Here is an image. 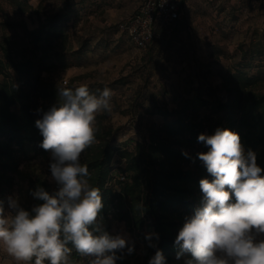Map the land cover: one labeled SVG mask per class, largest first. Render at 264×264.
Wrapping results in <instances>:
<instances>
[{"label": "trees", "instance_id": "1", "mask_svg": "<svg viewBox=\"0 0 264 264\" xmlns=\"http://www.w3.org/2000/svg\"><path fill=\"white\" fill-rule=\"evenodd\" d=\"M42 1L37 0L33 6L30 0H0L18 13L33 11L38 19L37 26L27 32L33 57L19 55L14 48L15 42L8 36H0L2 201L21 163L47 153L40 147L43 137L36 121L53 106L60 105L58 89L62 87L47 88L40 72L72 66L68 55L80 50V47L73 49L63 27L58 25L67 21L69 5L42 13ZM184 2L174 23L155 27L147 49L155 47L153 43L161 33L172 31L179 24ZM255 56L256 52L248 55L245 50L241 51L239 61L220 73L221 95L210 86L204 88L198 84L192 92L176 94L172 107L153 100L149 112L160 119L151 121L146 126V135L132 146L131 140L116 145L117 128L102 120L107 113L96 116V142L82 153L80 162L88 167L86 179L90 185L100 189L103 208L98 224L102 230L112 236L111 221L122 222L133 235L130 247L142 245V257L133 264H149L157 250L162 251L166 264H185L192 258L190 253L181 252L175 238L186 218L202 207L199 181L213 179L197 155L209 150L205 143L198 142L200 134L210 136L218 128L238 133L245 154L248 150L255 152L257 164L264 170V63ZM65 88L76 87L69 84ZM87 88L96 95L100 90V87ZM47 97L51 100L45 102ZM261 175L264 176V171ZM59 187L43 176L29 177L30 198L21 207L31 212L33 206L43 203L32 196L37 188L51 195ZM149 236L151 240L146 238ZM150 243L155 247H150ZM68 247L72 249L69 264H91L96 259L81 256L71 244ZM178 253H181L179 259L176 258ZM116 254L123 257L116 264H130L125 250Z\"/></svg>", "mask_w": 264, "mask_h": 264}, {"label": "clouds", "instance_id": "2", "mask_svg": "<svg viewBox=\"0 0 264 264\" xmlns=\"http://www.w3.org/2000/svg\"><path fill=\"white\" fill-rule=\"evenodd\" d=\"M58 95L60 105L45 112L36 127L43 137L40 147L51 155L50 172L59 190L50 195L37 188L32 196L43 203L31 212L9 197L6 214L0 200V247L16 264H69V244L81 256L96 257L91 264H116L123 258L116 253L127 241L98 224L100 189L90 185L88 167L80 162L96 142L97 114L112 111L114 93L106 87L96 95L79 86L59 88ZM198 142L208 146L197 155L213 179L199 181L202 207L186 218L175 238L181 252L191 254L185 264H264V170L255 152L245 154L239 134L229 129L200 134ZM133 251L127 247L128 254ZM149 264H166L162 251Z\"/></svg>", "mask_w": 264, "mask_h": 264}, {"label": "rangeland", "instance_id": "3", "mask_svg": "<svg viewBox=\"0 0 264 264\" xmlns=\"http://www.w3.org/2000/svg\"><path fill=\"white\" fill-rule=\"evenodd\" d=\"M138 1H42V13L69 5L67 21L58 25L63 27L73 49L80 47L79 52L68 55L72 66L40 72L46 87L65 88L69 84L100 87L97 95L110 88L114 93L112 111L97 115L107 113L103 123L117 128L116 145L131 140L132 146L146 135V126L151 121L160 119L149 112L153 100L172 107L176 94L192 92L198 84L204 88L210 86L221 95L219 75L239 61L241 51L248 55L256 52L257 60L264 63V1L185 0L179 24L172 31L161 33L151 50L136 48L121 27L136 11ZM30 3L36 6L37 0ZM0 7V23H7L0 24V36L14 41L19 55L33 57L27 32L37 26V16L33 11L18 13L5 2H0ZM44 100L48 102L51 98ZM50 162L47 151L21 163L19 171L14 173L12 187L4 195L6 214L10 211L9 197L18 198L20 205L30 198L29 177L40 175L57 184L51 176ZM111 231L112 236L124 237L130 247L133 235L122 222L112 220ZM132 247L133 253L127 252L130 264L142 257V245ZM0 264H16L2 247Z\"/></svg>", "mask_w": 264, "mask_h": 264}, {"label": "built area", "instance_id": "4", "mask_svg": "<svg viewBox=\"0 0 264 264\" xmlns=\"http://www.w3.org/2000/svg\"><path fill=\"white\" fill-rule=\"evenodd\" d=\"M183 0H139L138 9L121 25L134 46L146 50L157 25L168 26L180 15Z\"/></svg>", "mask_w": 264, "mask_h": 264}, {"label": "crops", "instance_id": "5", "mask_svg": "<svg viewBox=\"0 0 264 264\" xmlns=\"http://www.w3.org/2000/svg\"><path fill=\"white\" fill-rule=\"evenodd\" d=\"M261 1H264V0H261Z\"/></svg>", "mask_w": 264, "mask_h": 264}]
</instances>
